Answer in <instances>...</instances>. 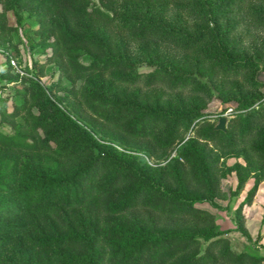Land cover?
<instances>
[{"label":"trees","instance_id":"trees-1","mask_svg":"<svg viewBox=\"0 0 264 264\" xmlns=\"http://www.w3.org/2000/svg\"><path fill=\"white\" fill-rule=\"evenodd\" d=\"M241 1L217 0L214 11L230 13ZM117 2L0 0V41L6 10L20 18L23 9L45 55L33 59L31 68L19 69L7 59L0 69V86L18 85L9 106L0 99V264H263L262 254L233 249L227 235L215 231L213 213L195 200L216 196L220 152L241 149L247 170L264 171V98L256 106L252 99H231L224 129H216L202 109L164 106L159 95L145 91L207 92L208 82L235 83L255 71L257 62L227 42V27L213 45L204 44L208 0H179L201 24L194 34L147 15H116ZM97 23H116L143 45L175 43L183 53L181 67L151 60L149 67L136 68ZM82 54L87 62L79 59ZM50 61L57 79L78 80L73 115L39 81ZM202 71L206 80L198 76ZM115 82L138 89L123 96ZM57 86L52 82L49 91ZM83 124L137 140L147 158L183 141L170 161L153 167L98 141ZM187 130H198L201 140L184 138ZM241 170L245 164L235 163L237 187L244 181ZM256 179L236 207V228L245 235L238 211L250 202Z\"/></svg>","mask_w":264,"mask_h":264},{"label":"rangeland","instance_id":"rangeland-1","mask_svg":"<svg viewBox=\"0 0 264 264\" xmlns=\"http://www.w3.org/2000/svg\"><path fill=\"white\" fill-rule=\"evenodd\" d=\"M215 1L217 0H208L211 9L209 30L203 37L204 44L213 45L222 28L227 27V42L229 44L236 43L237 53L240 56L253 58L257 62L255 71H250L246 78H239L235 83L226 78H216L212 82H208L207 92L193 93L188 89L164 92L161 87L145 90L148 93L159 95L164 106L183 105L189 109L200 108L204 111L207 122L214 124L218 116H228V112L231 111V106H228L231 99H237L239 102L252 99V105L256 106L257 102L264 98V0H243L239 4L235 3L230 13H220L222 11L219 9L214 11L217 4ZM116 7V15L123 12L147 15L151 19L178 27L187 34H194L201 28L199 21L179 3V0H150L137 4L118 0ZM18 12L20 18L15 16L12 9L6 10L4 19L6 31L0 41V69L7 65V59L10 58L20 69L22 67L31 68L33 59L42 60L45 56L36 42L37 36L28 30L32 20L25 17L23 9ZM215 14H221L216 21L214 20ZM96 26L100 33L108 36L114 42L118 54L132 60L136 68L149 67L148 62L151 60L163 62L174 68L181 67L183 53L179 46L173 42L161 40L155 44L143 45L132 40L116 23H97ZM15 52L16 55L12 56ZM79 59L82 62H87L88 57L82 54ZM55 65L54 61L46 63L39 81L49 97L66 112L73 115L77 103V95L73 89L78 86V80L76 79L72 83L65 77L57 79L52 74ZM198 76L206 80L205 71H202ZM52 82H57L58 86L49 91V85ZM114 87L118 94L127 97L133 96L138 89L135 85H125L120 82H115ZM15 88H18V85L10 83L0 86V99L5 97L7 106L10 105V94ZM83 125L98 141L110 143L117 149L128 151L131 155L146 160L153 167L170 161L183 141L175 143L163 155L147 158L144 145L137 140L114 135L109 131H101L96 127L89 128L87 124ZM188 136L201 140L198 130H187L184 138ZM219 154L217 166L223 175L219 178L217 194L211 198L200 197L195 200V205L213 213L215 231L219 234H226L233 249H244L264 254V171L256 167H250L247 170L249 167H247L246 158L241 149ZM235 163L245 164V172L241 170L244 181L240 187H237ZM255 176L257 183L252 198L249 203L244 201L238 211V218L242 220L247 230V235H245L236 228V207L253 183ZM262 263L264 264V259Z\"/></svg>","mask_w":264,"mask_h":264},{"label":"water","instance_id":"water-1","mask_svg":"<svg viewBox=\"0 0 264 264\" xmlns=\"http://www.w3.org/2000/svg\"><path fill=\"white\" fill-rule=\"evenodd\" d=\"M225 119H226L225 115L219 116L216 123L213 125V127L216 129H224Z\"/></svg>","mask_w":264,"mask_h":264},{"label":"built area","instance_id":"built-area-1","mask_svg":"<svg viewBox=\"0 0 264 264\" xmlns=\"http://www.w3.org/2000/svg\"><path fill=\"white\" fill-rule=\"evenodd\" d=\"M9 61H10V63H11L12 65L16 66L15 63H14V61L12 60V58H10Z\"/></svg>","mask_w":264,"mask_h":264},{"label":"crops","instance_id":"crops-1","mask_svg":"<svg viewBox=\"0 0 264 264\" xmlns=\"http://www.w3.org/2000/svg\"><path fill=\"white\" fill-rule=\"evenodd\" d=\"M260 254L264 255L263 253L259 252Z\"/></svg>","mask_w":264,"mask_h":264}]
</instances>
